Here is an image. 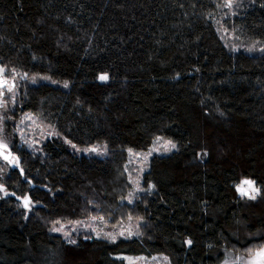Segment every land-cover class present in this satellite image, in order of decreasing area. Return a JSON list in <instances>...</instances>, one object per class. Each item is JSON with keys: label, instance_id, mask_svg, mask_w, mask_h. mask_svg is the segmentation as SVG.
Listing matches in <instances>:
<instances>
[{"label": "trees", "instance_id": "trees-1", "mask_svg": "<svg viewBox=\"0 0 264 264\" xmlns=\"http://www.w3.org/2000/svg\"><path fill=\"white\" fill-rule=\"evenodd\" d=\"M232 3L0 0L13 114L54 131L37 147L15 148L19 164L4 181L11 194H0V264H65L68 252L90 248L88 264L159 254L171 264H220L223 249L262 245L264 0ZM157 138L176 148L150 159L145 191L127 203L131 153ZM98 143L102 156L85 152ZM242 178L259 187L255 200L237 196ZM25 196L35 206L25 208ZM90 217L141 222L115 243L69 244L49 231Z\"/></svg>", "mask_w": 264, "mask_h": 264}, {"label": "rangeland", "instance_id": "rangeland-1", "mask_svg": "<svg viewBox=\"0 0 264 264\" xmlns=\"http://www.w3.org/2000/svg\"><path fill=\"white\" fill-rule=\"evenodd\" d=\"M0 68L3 67L0 66ZM3 79H6L8 84L11 85V79H8L5 76V69L2 73H0V80ZM9 94L10 93L7 92V89H4V96L0 97V101H3L6 104V107H0V127L3 128V132L0 133V139H3V141L8 145V150L13 153L14 156L18 157L15 148L31 149L37 147L38 145H41L46 139L52 137L54 135V131L49 130L45 124L41 123L40 120L32 114H13V93L11 96H8ZM169 141L172 142V140L168 138H159L148 149L131 153L130 164L132 166V172L130 179L132 185L130 193L124 199L125 202L130 203L129 201H131L132 203L141 192L145 191V189L140 186L143 173L148 169L149 161L153 156L168 155L176 148H172L168 143ZM91 148H97L98 152L90 151ZM86 150H89L85 151L86 153L90 152L99 156L104 154V146L101 143L87 148ZM15 166L17 165H10L7 161L0 157V185L4 186V191H0L2 196H8L11 194L6 189L4 181L5 178H7L8 169ZM244 180L253 181L249 178H242L237 186L247 188V185L242 184ZM254 186L259 189L256 183ZM236 193L241 199H248L247 196H241V194L237 191V187ZM33 206H35V204L30 203L29 208ZM140 222L141 221L138 219H128L121 224H110L107 219L104 220L101 218L90 217L87 219H79L75 221L53 224L49 231L60 234L67 241L72 239L78 242L80 239L93 236L115 243L120 239H127L135 236L136 232L139 230ZM53 228H59L61 231H53ZM130 232L132 233L131 235H129ZM65 233H69L70 235L66 236ZM121 233H123V235H121ZM260 233L261 232H257L254 235L246 236L257 237L261 235ZM110 237H115V242H113ZM261 248H264V242L262 245H256L255 249L250 252L242 253L241 250H237L235 248L223 249L224 257L220 264H249V261L255 258L256 251ZM93 253L94 251L92 248L82 252L72 250L68 252L65 264H88L87 262L91 259L90 257L93 255ZM117 258L122 259L126 264H171L170 258L163 254L152 256L119 255Z\"/></svg>", "mask_w": 264, "mask_h": 264}, {"label": "snow or ice", "instance_id": "snow-or-ice-1", "mask_svg": "<svg viewBox=\"0 0 264 264\" xmlns=\"http://www.w3.org/2000/svg\"><path fill=\"white\" fill-rule=\"evenodd\" d=\"M225 6L228 8H231L233 6L232 0H226ZM3 71H4V69L0 68V73H2ZM43 79H48V77H43ZM99 79L101 81H105L108 79V77H107V75H101L99 77ZM32 83H36V80L33 79ZM64 86L67 87L68 86L67 83H65ZM4 89H7L8 93H14L15 84L13 83V84L9 85L8 81L6 79L0 80V97L4 96ZM13 102H14V100H13ZM0 107H6V104L3 101H0ZM2 132H3V128L0 127V133H2ZM157 139H159V138H157ZM69 143H70V141H69ZM168 143L171 145L172 148L176 147L175 144H173L171 141H169ZM73 147L75 148V145H73ZM86 151H89V150H86ZM90 151L98 152V149L97 148H91ZM0 157H2L10 165H18L19 164V158L12 155V153L8 150V145L3 141V139H0ZM21 172H22V170H21ZM242 184L247 185L248 187L244 188L241 186H237V191L241 194V196H247L248 199L255 200L257 195L260 194V189H258L254 186L255 182L251 181V180H244L242 182ZM149 187L151 188L152 186H149ZM0 191H4L3 185H0ZM17 199H21V198L17 197ZM23 201H24V207L28 208L30 203H31L30 199L27 196H25V197H23ZM129 202L131 203V201H129ZM101 219H103V217H101ZM55 223L59 224L60 221H56ZM52 230L53 231H61V229H59V228H53ZM131 234L132 233L130 232L129 235H131ZM137 234H139V233H137ZM65 235L68 236L70 234L65 233ZM121 235H123V233H121ZM110 239L113 242H115V237H110ZM68 243L69 244H75L76 241L69 239ZM187 243L189 245H191L192 241L188 240ZM249 264H264V248H261V249L256 251L255 258L252 259L251 261H249Z\"/></svg>", "mask_w": 264, "mask_h": 264}, {"label": "water", "instance_id": "water-1", "mask_svg": "<svg viewBox=\"0 0 264 264\" xmlns=\"http://www.w3.org/2000/svg\"><path fill=\"white\" fill-rule=\"evenodd\" d=\"M2 158V157H1ZM3 159V158H2ZM4 160V159H3Z\"/></svg>", "mask_w": 264, "mask_h": 264}, {"label": "flooded vegetation", "instance_id": "flooded-vegetation-1", "mask_svg": "<svg viewBox=\"0 0 264 264\" xmlns=\"http://www.w3.org/2000/svg\"><path fill=\"white\" fill-rule=\"evenodd\" d=\"M12 155H13V153H12Z\"/></svg>", "mask_w": 264, "mask_h": 264}]
</instances>
